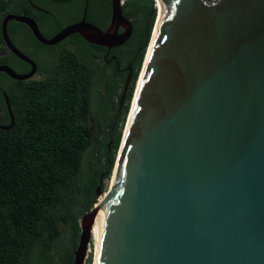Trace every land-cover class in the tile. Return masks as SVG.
<instances>
[{"label":"water","instance_id":"obj_1","mask_svg":"<svg viewBox=\"0 0 264 264\" xmlns=\"http://www.w3.org/2000/svg\"><path fill=\"white\" fill-rule=\"evenodd\" d=\"M161 1L156 38L118 149L114 190L82 216L73 264H86L103 205L97 264H264V0ZM123 5L112 0L107 31L84 17L52 39L33 18L8 15L1 26L5 43L32 69L19 73L4 65L0 71L16 80L37 72V63L8 35L11 18L46 44L82 32L112 47L132 34ZM122 25L127 30L120 33ZM131 79L132 73L120 107ZM9 107L11 124L1 128L14 125Z\"/></svg>","mask_w":264,"mask_h":264},{"label":"trees","instance_id":"obj_2","mask_svg":"<svg viewBox=\"0 0 264 264\" xmlns=\"http://www.w3.org/2000/svg\"><path fill=\"white\" fill-rule=\"evenodd\" d=\"M27 2L0 0V51L3 16ZM155 3L125 0L123 5L140 44L130 60L133 80L122 107L120 90L129 74L110 72L85 55L81 64L74 51L66 53L58 72L13 79L8 92L15 122L0 127V264H30L34 254L36 263L57 264V255L59 263L71 262L62 253L69 245L66 230L71 241L79 238L80 204L83 212L96 202L99 184L111 175L122 138L119 125L157 17Z\"/></svg>","mask_w":264,"mask_h":264},{"label":"flooded vegetation","instance_id":"obj_3","mask_svg":"<svg viewBox=\"0 0 264 264\" xmlns=\"http://www.w3.org/2000/svg\"><path fill=\"white\" fill-rule=\"evenodd\" d=\"M27 1V5H20L5 14L2 22L10 14L29 16L36 21L41 33L47 39L54 38L69 26L81 23L84 17L88 22L104 31L109 30L112 24V0ZM130 20L133 25L130 39L123 45L112 47L93 43L83 37L82 32L72 33L54 44H46L36 37L28 24L14 18L8 21V35L20 50L37 63V72L32 78L58 72L65 63L64 57L68 51L76 52L81 64L82 55H85L94 58L96 62H103L110 72L118 70L121 74L126 73L130 75L134 73L133 64L130 63V60H134L135 56L139 53V51L135 53V48L137 44H140L135 37L136 27L134 20L132 18ZM126 30L127 27L125 25L119 28L120 33ZM2 46L4 49L0 51V66L9 65L19 73H27L32 69L29 63L22 60L7 47L4 38ZM12 81L13 78L10 75L4 71H0V123L3 124L11 123V110L9 106L12 108V104L8 91L11 89ZM79 239L80 235L79 238L74 237L73 241L70 240L65 253L62 252L66 258L64 260L67 261L68 259L72 264ZM33 257L31 256L29 259L30 264H45L36 263L37 259ZM55 259L57 260V264H62L58 262L60 260L59 255Z\"/></svg>","mask_w":264,"mask_h":264},{"label":"bare ground","instance_id":"obj_4","mask_svg":"<svg viewBox=\"0 0 264 264\" xmlns=\"http://www.w3.org/2000/svg\"><path fill=\"white\" fill-rule=\"evenodd\" d=\"M124 3H125V0H124ZM156 3L159 6V8H160L159 10L160 11L158 12L157 22H156V26H155V29H154V35H153V38H152V42H151V45L149 46V49L147 51L145 64H144V67H143L142 72H141V76H140V79H139V82H138L137 90L135 92L136 96L134 97L133 105H135V103H136V99L138 97V94H139V91H140V88H141V83H142V80H143V76H144L145 70L147 68V63H148L150 55H151V51H152L153 44H154V41H155V38H156V34H157L158 27H159V23H160V20H161L162 12H163V9H164L163 1L156 0ZM157 5H156V7H157ZM129 116H130V114H129ZM128 119H129L128 122H127L128 126L125 129V134L124 135H126V133L128 131L129 124H130V121H131V117L128 118ZM121 155H122V148L120 149V152H119V154L117 156V164H116L115 169H114V171L112 173V177H111V180H110L109 191H113L114 190L116 179H117V175H118V171H119V167H120V163H121L120 162L121 161ZM103 198H104L103 195L98 196L96 203L101 201V200H103ZM106 208H107L106 205H103L101 207V209H100V211L98 213V216L96 218V221L94 223V226H93L92 237H93V240L95 241V257H94L95 260H94V264H97V260H98L100 241H101V235H102V223H101V220H102V217L104 215V212H105Z\"/></svg>","mask_w":264,"mask_h":264},{"label":"rangeland","instance_id":"obj_5","mask_svg":"<svg viewBox=\"0 0 264 264\" xmlns=\"http://www.w3.org/2000/svg\"><path fill=\"white\" fill-rule=\"evenodd\" d=\"M208 1H213V0H208ZM158 6V5H157ZM158 8V10L160 9L159 8V6L157 7ZM160 11V10H159ZM147 52V51H146ZM146 55V54H145ZM144 61H145V58H144ZM144 61H143V64H142V66H141V68H140V70H139V75H138V77H137V79H136V81H135V84H134V92H133V96H132V98H131V100H130V102H129V106H130V108H129V111H128V113H127V115H126V117H125V119H124V122L122 123H120V125H119V130L121 129V131H122V138H123V135H124V133H125V129H126V125H127V122H128V118H129V114H130V111H131V108H132V105H133V101H134V97H135V92H136V90H137V86H138V82H139V79H140V76H141V72H142V69H143V66H144ZM41 76H36L35 78H40ZM132 80H133V74H132V79H131V83H132ZM130 83V84H131ZM12 85H15L14 83L12 84ZM123 90H124V88L123 89H121L120 90V95H122V93H123ZM127 97V96H126ZM121 98V97H120ZM125 103H126V99H125ZM124 103V104H125ZM122 138H121V140H122ZM118 152H119V150H118ZM118 154L119 153H117V155H116V159H117V156H118ZM111 177H112V175L110 176V177H108V178H105V179H102V182L99 184V187H100V190H101V195H103L104 196V194H106L108 191H109V186H110V180H111ZM99 195V194H98ZM97 195V196H98ZM100 196V195H99ZM95 203L96 202H91V205L90 206H88L87 208H85L84 210H83V212H82V204H80V206H79V218H78V225H79V227L81 226V220H82V216L84 215V213L86 212V211H89L91 208H93V206L95 205ZM77 210H78V208L77 207H75V212H77ZM80 230H81V227H80ZM66 233H68L67 234V237H65L66 238V242L68 243L71 239H69V237L71 236V234H70V236H69V232H68V230H66ZM58 243V242H57ZM56 243V244H57ZM66 243V244H67ZM67 247V246H66ZM89 253H88V257H87V259H86V264H94V257H95V241L93 240V238L91 239V242H90V244H89ZM75 250V249H74ZM93 252V253H92ZM90 255H91V261H90ZM69 264H72L71 262L69 263Z\"/></svg>","mask_w":264,"mask_h":264}]
</instances>
